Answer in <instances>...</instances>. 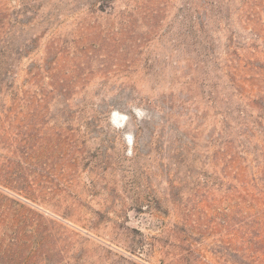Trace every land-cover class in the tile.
<instances>
[{"label": "rangeland", "instance_id": "obj_1", "mask_svg": "<svg viewBox=\"0 0 264 264\" xmlns=\"http://www.w3.org/2000/svg\"><path fill=\"white\" fill-rule=\"evenodd\" d=\"M1 79L0 264H264V0H0Z\"/></svg>", "mask_w": 264, "mask_h": 264}, {"label": "trees", "instance_id": "obj_2", "mask_svg": "<svg viewBox=\"0 0 264 264\" xmlns=\"http://www.w3.org/2000/svg\"><path fill=\"white\" fill-rule=\"evenodd\" d=\"M10 67H11V64H10V65L7 64V72H8V73L10 72V70H9ZM6 76H7V74H5V77H6ZM3 84H4L7 88H10V86H11L9 82L4 83L3 80L1 79V80H0V87H1ZM13 99L16 100L17 98L14 97ZM37 253H38L37 246H35V247H33L32 250H29L27 257L24 258L23 261H24L25 263L31 261L33 258H35V256L37 255Z\"/></svg>", "mask_w": 264, "mask_h": 264}]
</instances>
